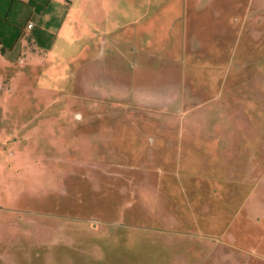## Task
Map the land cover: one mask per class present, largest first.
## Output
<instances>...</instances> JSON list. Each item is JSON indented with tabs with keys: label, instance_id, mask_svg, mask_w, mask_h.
I'll use <instances>...</instances> for the list:
<instances>
[{
	"label": "rangeland",
	"instance_id": "1",
	"mask_svg": "<svg viewBox=\"0 0 264 264\" xmlns=\"http://www.w3.org/2000/svg\"><path fill=\"white\" fill-rule=\"evenodd\" d=\"M58 1L0 88V264H264V0Z\"/></svg>",
	"mask_w": 264,
	"mask_h": 264
},
{
	"label": "crops",
	"instance_id": "2",
	"mask_svg": "<svg viewBox=\"0 0 264 264\" xmlns=\"http://www.w3.org/2000/svg\"><path fill=\"white\" fill-rule=\"evenodd\" d=\"M14 4L18 7L15 21L9 22L7 17ZM63 7L67 4L58 0H0L1 89L6 85L8 91L11 81H33L40 77L41 50L49 51L53 47L64 17L57 11ZM176 18L175 12L172 19Z\"/></svg>",
	"mask_w": 264,
	"mask_h": 264
},
{
	"label": "built area",
	"instance_id": "3",
	"mask_svg": "<svg viewBox=\"0 0 264 264\" xmlns=\"http://www.w3.org/2000/svg\"><path fill=\"white\" fill-rule=\"evenodd\" d=\"M29 27L31 26V24L28 25Z\"/></svg>",
	"mask_w": 264,
	"mask_h": 264
},
{
	"label": "clouds",
	"instance_id": "4",
	"mask_svg": "<svg viewBox=\"0 0 264 264\" xmlns=\"http://www.w3.org/2000/svg\"><path fill=\"white\" fill-rule=\"evenodd\" d=\"M79 119V117H77Z\"/></svg>",
	"mask_w": 264,
	"mask_h": 264
}]
</instances>
